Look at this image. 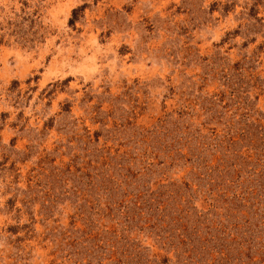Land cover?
Wrapping results in <instances>:
<instances>
[{
  "label": "rangeland",
  "instance_id": "rangeland-1",
  "mask_svg": "<svg viewBox=\"0 0 264 264\" xmlns=\"http://www.w3.org/2000/svg\"><path fill=\"white\" fill-rule=\"evenodd\" d=\"M0 264H264V0H0Z\"/></svg>",
  "mask_w": 264,
  "mask_h": 264
}]
</instances>
